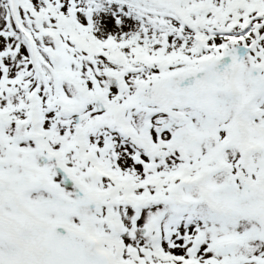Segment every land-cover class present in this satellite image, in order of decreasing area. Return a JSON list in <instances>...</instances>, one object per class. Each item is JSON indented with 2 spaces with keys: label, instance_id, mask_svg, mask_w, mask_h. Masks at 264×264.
<instances>
[{
  "label": "snow or ice",
  "instance_id": "snow-or-ice-1",
  "mask_svg": "<svg viewBox=\"0 0 264 264\" xmlns=\"http://www.w3.org/2000/svg\"><path fill=\"white\" fill-rule=\"evenodd\" d=\"M0 264H264V0H0Z\"/></svg>",
  "mask_w": 264,
  "mask_h": 264
}]
</instances>
